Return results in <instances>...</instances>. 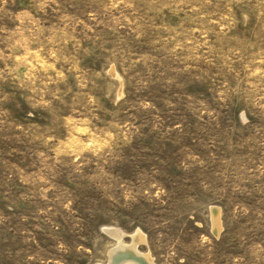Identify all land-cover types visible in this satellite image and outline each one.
<instances>
[{"label": "rangeland", "instance_id": "374dc122", "mask_svg": "<svg viewBox=\"0 0 264 264\" xmlns=\"http://www.w3.org/2000/svg\"><path fill=\"white\" fill-rule=\"evenodd\" d=\"M107 228L264 264V0H0V264L106 262Z\"/></svg>", "mask_w": 264, "mask_h": 264}, {"label": "bare ground", "instance_id": "6f19581e", "mask_svg": "<svg viewBox=\"0 0 264 264\" xmlns=\"http://www.w3.org/2000/svg\"><path fill=\"white\" fill-rule=\"evenodd\" d=\"M218 229V216H214L213 230L218 232ZM107 232L114 236L117 242L108 248L106 262L96 264H156L149 252L138 249L139 244L146 242V236L140 229L130 234L129 242H125L121 232L114 228H107Z\"/></svg>", "mask_w": 264, "mask_h": 264}]
</instances>
